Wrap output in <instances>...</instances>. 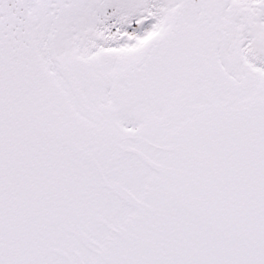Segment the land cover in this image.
Instances as JSON below:
<instances>
[{
  "label": "snow or ice",
  "instance_id": "obj_1",
  "mask_svg": "<svg viewBox=\"0 0 264 264\" xmlns=\"http://www.w3.org/2000/svg\"><path fill=\"white\" fill-rule=\"evenodd\" d=\"M0 264H264V0H0Z\"/></svg>",
  "mask_w": 264,
  "mask_h": 264
}]
</instances>
